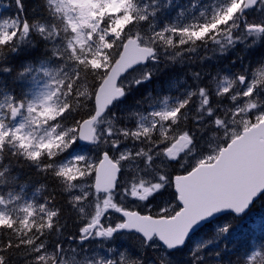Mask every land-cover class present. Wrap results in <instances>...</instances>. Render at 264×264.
Wrapping results in <instances>:
<instances>
[{
  "label": "snow or ice",
  "instance_id": "1",
  "mask_svg": "<svg viewBox=\"0 0 264 264\" xmlns=\"http://www.w3.org/2000/svg\"><path fill=\"white\" fill-rule=\"evenodd\" d=\"M11 4L0 72L23 62L11 86L0 80V185L16 182L15 162L42 178L37 193L51 191L0 193V264H179L178 253L264 264V243L235 231L264 199V58L242 54L264 46V0ZM234 52L235 72L203 67ZM195 63L183 87L160 83L119 109L165 68ZM256 227L264 236V215Z\"/></svg>",
  "mask_w": 264,
  "mask_h": 264
},
{
  "label": "trees",
  "instance_id": "2",
  "mask_svg": "<svg viewBox=\"0 0 264 264\" xmlns=\"http://www.w3.org/2000/svg\"><path fill=\"white\" fill-rule=\"evenodd\" d=\"M30 2V0H29ZM11 0H0V16L7 17L9 15H15V6L11 4ZM264 58V46L258 43L257 47L253 50V53L245 58V63H255V61ZM225 61V60H222ZM23 61L18 57L14 61H9L8 63L14 65V71L11 75L0 72V80L5 81L10 86L12 85V77L15 75V69H18L20 64ZM217 62L209 63L207 62L203 65L204 68H211L215 70L217 68ZM237 69H239L240 65L237 64ZM201 65L199 63L195 64H184V65H174L172 68H165L162 73L158 75V77L154 78L153 83H148V89L143 88L140 89L139 92L130 93L129 97L123 104L119 106L120 110L134 108L136 107V101L141 99L143 94L153 93L156 94L159 91L160 83H172L177 85L178 87H183V83L181 81L183 79H188L190 81V77L187 76V72L189 69L192 71L199 70ZM174 90V89H170ZM5 163H9L8 160H5ZM16 177V182L12 184H4L0 185V193L6 194L9 190L14 193H21L22 197H26L25 200L34 199L37 201H42L43 197L46 196L51 189L46 185L40 193H37L35 190L37 187L41 185L42 178L37 176L32 170L28 168H21L15 162L10 163V178ZM57 202L62 203L60 197H57ZM259 215H264V199L257 200L255 207L253 208L250 216L246 218L243 222L237 226L236 222V239L238 240H246L250 247L259 248V246L264 243V236L261 235V232L256 227V221ZM211 233V229L205 230L202 235V240L208 238V234ZM233 246L229 245L231 249ZM186 256H175L177 261H184ZM234 259V257H233Z\"/></svg>",
  "mask_w": 264,
  "mask_h": 264
},
{
  "label": "rangeland",
  "instance_id": "3",
  "mask_svg": "<svg viewBox=\"0 0 264 264\" xmlns=\"http://www.w3.org/2000/svg\"><path fill=\"white\" fill-rule=\"evenodd\" d=\"M188 2H189V0H174V3H177L178 7H179V6L186 5ZM176 10H177L176 8H172V9L166 11V12L164 13V15H166V16L174 15L175 12H176ZM211 61H212V60H211ZM211 61H209V63H212ZM217 65H218V64H217ZM218 67L224 69L225 72H228V71H229V69L227 68L226 64H220ZM232 69H233V68H232ZM146 84H148V83H146ZM144 86H145L146 89L149 88L148 85H144ZM147 87H148V88H147ZM146 95H148L147 92H146L145 95L143 94V96H146ZM154 95H155V94H154ZM130 207H133V208H134V205H130ZM202 233H203V232H202ZM199 241H202V234H200V235H198V236H197V235L194 236V237L192 238L191 245L194 246V245H195L197 242H199ZM126 243L128 244L129 242H128L127 240H125V239H119L118 244H117V245H114V247H116V248H118L119 250L122 251L121 247H124V248L127 247ZM89 246H90V247H94L95 245L92 244V245H89ZM176 256H186V253H178ZM178 262H179V264H183L182 261H178Z\"/></svg>",
  "mask_w": 264,
  "mask_h": 264
}]
</instances>
